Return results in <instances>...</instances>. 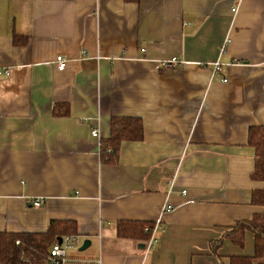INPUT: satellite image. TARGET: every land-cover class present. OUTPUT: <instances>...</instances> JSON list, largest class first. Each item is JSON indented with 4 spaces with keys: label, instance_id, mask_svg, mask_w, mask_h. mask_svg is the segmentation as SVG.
<instances>
[{
    "label": "crops",
    "instance_id": "obj_1",
    "mask_svg": "<svg viewBox=\"0 0 264 264\" xmlns=\"http://www.w3.org/2000/svg\"><path fill=\"white\" fill-rule=\"evenodd\" d=\"M171 58L180 65L160 66ZM0 70V232L73 221L66 264L254 257L250 232L242 247L212 244L264 213L247 142L264 126V0H0ZM112 117L140 118L143 138L103 164ZM158 220L150 249L116 235L117 222Z\"/></svg>",
    "mask_w": 264,
    "mask_h": 264
},
{
    "label": "trees",
    "instance_id": "obj_2",
    "mask_svg": "<svg viewBox=\"0 0 264 264\" xmlns=\"http://www.w3.org/2000/svg\"><path fill=\"white\" fill-rule=\"evenodd\" d=\"M126 3H137L139 0H123ZM26 40L14 36L13 44L23 46ZM143 138V125L140 118L112 117L110 120L109 138L101 141L100 162L117 164L122 142L140 141ZM248 144L254 148V169L251 178L264 183V126H253L248 130ZM252 204L264 206V189L255 190ZM153 223L117 222L118 238L134 239L146 242ZM73 221L53 220L45 233H9L0 232V264H49L50 249L58 238L76 234ZM246 232L254 236V257L231 258V264H253L254 260L264 259V213L255 214L251 220L238 221L224 230L222 237L212 244L215 251L223 239L242 247ZM18 242V244H16Z\"/></svg>",
    "mask_w": 264,
    "mask_h": 264
},
{
    "label": "built area",
    "instance_id": "obj_3",
    "mask_svg": "<svg viewBox=\"0 0 264 264\" xmlns=\"http://www.w3.org/2000/svg\"><path fill=\"white\" fill-rule=\"evenodd\" d=\"M232 12H235V10H232ZM226 44V42H225ZM224 51V49H221V53ZM66 59L63 56H56L54 63L56 66V69L58 71H63L66 67ZM180 60L177 58H171L169 60H165L160 62L161 67H177L180 65ZM213 74L214 75H220L221 72V65L218 62H214L213 64ZM0 75H9L8 70L1 71ZM223 82H226L227 80L223 77ZM91 136L93 138H98L99 134L96 129H93L91 131ZM44 199L43 198H36L31 201L32 207L38 208L43 204ZM173 210L172 206L169 204H166L161 211V215L170 213ZM163 224L160 220L156 221L152 228L150 230L148 228H145V232L149 233V238L146 241V249H150L154 247L158 242V234L163 232ZM79 243V237L77 235H68L61 238V243L59 244L57 241L53 242L50 249V255H49V264H66L67 263V251L71 248H73L75 245ZM18 244V242H16Z\"/></svg>",
    "mask_w": 264,
    "mask_h": 264
},
{
    "label": "water",
    "instance_id": "obj_4",
    "mask_svg": "<svg viewBox=\"0 0 264 264\" xmlns=\"http://www.w3.org/2000/svg\"><path fill=\"white\" fill-rule=\"evenodd\" d=\"M59 244L61 243V238H58L57 240H56ZM85 245L81 248V249H85Z\"/></svg>",
    "mask_w": 264,
    "mask_h": 264
}]
</instances>
